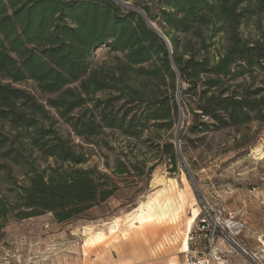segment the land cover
Instances as JSON below:
<instances>
[{
	"label": "trees",
	"instance_id": "1",
	"mask_svg": "<svg viewBox=\"0 0 264 264\" xmlns=\"http://www.w3.org/2000/svg\"><path fill=\"white\" fill-rule=\"evenodd\" d=\"M156 7L143 11L158 20L172 54L139 13L114 0H0V233L10 218L51 213L66 222L117 192L107 174L81 167L90 155L60 121L89 145L104 130L139 138L151 121L169 128L180 115L178 73L181 102L202 132L264 118V0H158ZM254 20L259 39L245 38ZM101 45L117 56L93 64ZM28 82L54 97L44 104L16 86ZM164 148L177 165L174 145ZM114 173H129L126 162Z\"/></svg>",
	"mask_w": 264,
	"mask_h": 264
},
{
	"label": "rangeland",
	"instance_id": "2",
	"mask_svg": "<svg viewBox=\"0 0 264 264\" xmlns=\"http://www.w3.org/2000/svg\"><path fill=\"white\" fill-rule=\"evenodd\" d=\"M124 2L140 11L148 5L157 12L158 0ZM259 19L262 30L264 16ZM152 23L164 33L158 20ZM242 32L245 38L259 39L260 28L254 20ZM189 40L198 42L193 36ZM210 55L215 56L214 47ZM116 56L101 45L90 60L102 65ZM16 86L44 104L54 97L41 94L32 82ZM180 103L183 159L175 141L178 111L169 128H156L151 121L139 138L104 130L91 145L60 121L64 135L90 155L81 167L107 174L118 190L66 222H58L51 213L10 218L0 233V264H264V118L202 132L194 112L181 99ZM166 143L174 145L177 165ZM120 160L129 173H114ZM5 186L0 181V197ZM231 224L237 225L235 230Z\"/></svg>",
	"mask_w": 264,
	"mask_h": 264
},
{
	"label": "water",
	"instance_id": "3",
	"mask_svg": "<svg viewBox=\"0 0 264 264\" xmlns=\"http://www.w3.org/2000/svg\"><path fill=\"white\" fill-rule=\"evenodd\" d=\"M115 2H117L118 4L124 6V7H128L130 9H133L135 12L139 13L148 23V25L151 27V29L154 30L155 33H157L165 42L166 44L168 45V48L170 50V54L173 53V48H172V44L171 42L169 41V39L166 37V35L160 30L159 27L155 26L148 18L147 16L145 15L144 11L143 10H138L137 8H135L134 6H131L130 4L124 2V1H119V0H114ZM171 61L173 63V66H174V69L176 70V72L178 73L177 71V68L174 64V61L171 57ZM178 93H177V103H178V106H179V111H180V121H179V129L177 131V134H176V149H177V152L179 153V155L181 156V158L183 159L182 155H181V149H180V139H179V135H180V129L183 125V109L181 107V103H180V94H181V89H182V82H181V77L178 73Z\"/></svg>",
	"mask_w": 264,
	"mask_h": 264
},
{
	"label": "bare ground",
	"instance_id": "4",
	"mask_svg": "<svg viewBox=\"0 0 264 264\" xmlns=\"http://www.w3.org/2000/svg\"><path fill=\"white\" fill-rule=\"evenodd\" d=\"M192 222H193V220H191V221L189 222V229L192 227ZM235 225H236V224H235ZM235 225L231 224L229 227H230L231 229L235 230V229H236V228H235ZM236 226H237V225H236ZM184 249H185L184 252L188 251L187 241H186V244H185ZM172 264H175V263L173 262Z\"/></svg>",
	"mask_w": 264,
	"mask_h": 264
}]
</instances>
